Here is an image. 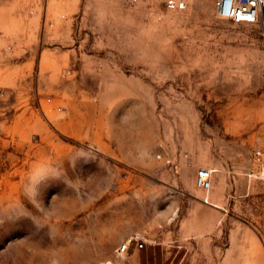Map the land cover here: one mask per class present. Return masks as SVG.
<instances>
[{"label": "rangeland", "instance_id": "1", "mask_svg": "<svg viewBox=\"0 0 264 264\" xmlns=\"http://www.w3.org/2000/svg\"><path fill=\"white\" fill-rule=\"evenodd\" d=\"M213 7L0 0V264H264V181L243 174L264 148V6L252 24ZM177 124L236 174L201 248L166 209L179 193L113 153ZM134 232L156 242L117 254Z\"/></svg>", "mask_w": 264, "mask_h": 264}, {"label": "crops", "instance_id": "2", "mask_svg": "<svg viewBox=\"0 0 264 264\" xmlns=\"http://www.w3.org/2000/svg\"><path fill=\"white\" fill-rule=\"evenodd\" d=\"M68 103L70 102H67V106ZM82 103L84 102L81 101V106ZM169 127V130L175 131L176 134L169 133L165 140L157 141L161 135L153 133L152 143L142 145L140 143L142 139L135 142L130 141L127 151L120 144L114 143L113 153L114 156L137 170L158 176L165 184L167 191L169 188L173 191L170 193L174 195L179 193V196L175 198L177 200L173 203L169 202L166 209L172 212L176 210L178 235L183 240L192 239L190 242L194 245L198 243V248H201L199 243H203L202 237L207 236L205 243H214V238L210 236L212 230L218 227L219 223L222 224V221H224L223 225L226 224L228 207H231L230 203L229 206L227 204V201H230L227 188L230 189L233 185V178L236 179V174L232 173L230 167L223 165L219 158L209 154L207 143L202 141L199 132L193 130L185 134V129L181 128L184 126L179 124ZM156 128L154 126L153 131H156ZM157 129L160 131V126ZM130 135L133 136L132 133ZM139 137L140 135L137 134V138ZM205 165H209L212 169V175L211 187L204 192L197 188L193 181L196 169ZM243 171L244 175L251 177V171L249 172L247 168ZM261 181L264 180L258 183L263 184ZM257 186L259 187L258 184ZM195 197L204 198L207 204L200 200L195 202L197 200ZM166 221L168 219L161 220L159 225L166 227ZM133 250L137 249L133 248Z\"/></svg>", "mask_w": 264, "mask_h": 264}, {"label": "built area", "instance_id": "3", "mask_svg": "<svg viewBox=\"0 0 264 264\" xmlns=\"http://www.w3.org/2000/svg\"><path fill=\"white\" fill-rule=\"evenodd\" d=\"M168 11L181 12L186 10L192 0H157ZM215 14L219 18H226L237 23L252 24L258 22L263 13L264 0H213ZM264 39V28L262 29ZM260 77L264 78V63L259 69ZM253 159L257 164V172L250 173L264 180V148L253 151ZM212 169L206 166L198 167L194 175V185L202 190L211 187ZM156 239L145 233L134 232L126 236L116 247V253L127 255L131 248L141 249L148 243H155Z\"/></svg>", "mask_w": 264, "mask_h": 264}]
</instances>
